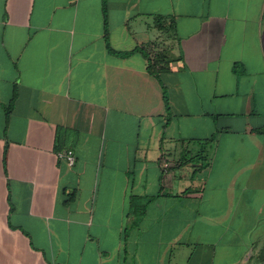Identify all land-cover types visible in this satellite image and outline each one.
Wrapping results in <instances>:
<instances>
[{"label":"crops","instance_id":"0c3cea01","mask_svg":"<svg viewBox=\"0 0 264 264\" xmlns=\"http://www.w3.org/2000/svg\"><path fill=\"white\" fill-rule=\"evenodd\" d=\"M263 263L264 0H0V264Z\"/></svg>","mask_w":264,"mask_h":264},{"label":"built area","instance_id":"2783aa9c","mask_svg":"<svg viewBox=\"0 0 264 264\" xmlns=\"http://www.w3.org/2000/svg\"><path fill=\"white\" fill-rule=\"evenodd\" d=\"M58 157L60 160H65L70 166L75 164L76 157L72 150L60 152L58 153Z\"/></svg>","mask_w":264,"mask_h":264},{"label":"trees","instance_id":"16d2710c","mask_svg":"<svg viewBox=\"0 0 264 264\" xmlns=\"http://www.w3.org/2000/svg\"><path fill=\"white\" fill-rule=\"evenodd\" d=\"M168 101V99L166 98V102Z\"/></svg>","mask_w":264,"mask_h":264},{"label":"water","instance_id":"95a60500","mask_svg":"<svg viewBox=\"0 0 264 264\" xmlns=\"http://www.w3.org/2000/svg\"><path fill=\"white\" fill-rule=\"evenodd\" d=\"M264 264V263H263Z\"/></svg>","mask_w":264,"mask_h":264}]
</instances>
